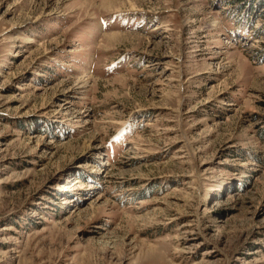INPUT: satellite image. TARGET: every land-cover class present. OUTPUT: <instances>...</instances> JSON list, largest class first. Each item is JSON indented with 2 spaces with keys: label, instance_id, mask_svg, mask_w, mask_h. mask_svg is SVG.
<instances>
[{
  "label": "rangeland",
  "instance_id": "374dc122",
  "mask_svg": "<svg viewBox=\"0 0 264 264\" xmlns=\"http://www.w3.org/2000/svg\"><path fill=\"white\" fill-rule=\"evenodd\" d=\"M130 1L0 0V264H264V0Z\"/></svg>",
  "mask_w": 264,
  "mask_h": 264
},
{
  "label": "bare ground",
  "instance_id": "6f19581e",
  "mask_svg": "<svg viewBox=\"0 0 264 264\" xmlns=\"http://www.w3.org/2000/svg\"><path fill=\"white\" fill-rule=\"evenodd\" d=\"M107 1H111V2H113V0H103V1H101L100 0V3L101 2H104V3H107ZM118 1V0H117ZM127 2H128V4L132 7V5H131V1L129 2V0H127ZM111 4V3H110ZM119 4V3H118ZM104 5V4H103ZM111 39V38H110Z\"/></svg>",
  "mask_w": 264,
  "mask_h": 264
}]
</instances>
